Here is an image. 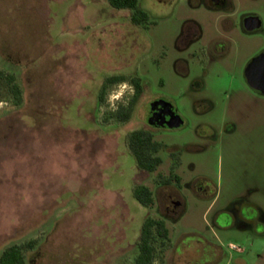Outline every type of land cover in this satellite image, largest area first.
<instances>
[{
    "label": "rangeland",
    "instance_id": "1",
    "mask_svg": "<svg viewBox=\"0 0 264 264\" xmlns=\"http://www.w3.org/2000/svg\"><path fill=\"white\" fill-rule=\"evenodd\" d=\"M232 1L234 18L264 16V0ZM138 3L149 18L136 26L129 10L107 0H0V253L34 241L25 264H135L149 216L165 220L169 230L168 240H155L152 264H264V235L213 224L235 201L253 204L264 220V97L239 76L233 89L226 87L230 79L203 74L187 57L203 39L183 55L187 74L171 69L184 21L208 34L213 15L203 0ZM162 47L167 56L158 70ZM113 75L127 80L109 84L100 102ZM135 77L144 91L121 122L113 113L129 106ZM156 97L169 99L182 127L147 126ZM228 124L231 133L224 131ZM139 129L164 145L151 173L137 169L128 147L129 134ZM163 179L171 183L164 187ZM194 181L206 190L192 191ZM140 184L152 190V208L135 200ZM169 189L185 203L173 215L166 212ZM207 241L223 252L214 262L203 248Z\"/></svg>",
    "mask_w": 264,
    "mask_h": 264
},
{
    "label": "flooded vegetation",
    "instance_id": "2",
    "mask_svg": "<svg viewBox=\"0 0 264 264\" xmlns=\"http://www.w3.org/2000/svg\"><path fill=\"white\" fill-rule=\"evenodd\" d=\"M190 2L188 1V3ZM203 3L205 8L210 11L209 13L213 15L210 22H208V34L205 35V31L195 21H184L173 40L172 48L180 56L172 60L171 69L181 75L187 74L189 64L187 57H192L197 60L198 67L201 68L203 74H216L215 80L217 81L223 78L230 79V86L226 87L233 89L239 87L238 85H232L236 76H239L242 78V84L245 88L264 97V86L258 84L257 80L264 81V16L257 12H247L243 13L240 18H234L235 8L232 0H203ZM201 39L204 40L203 45L184 57L185 51ZM241 54L245 58L243 62H241ZM166 56V52L162 47L159 59L156 61L158 70L163 67V59ZM137 78L141 86L140 97L144 91L145 83L140 77ZM158 85L164 87V81L159 79ZM132 87L134 91L131 101L136 94L133 85ZM258 88L262 89L259 90ZM152 103H154L153 109L151 108ZM176 115L181 118L169 99L156 97L148 103L145 123L154 130L161 128L176 129L184 125V120L181 118L183 123L179 127H172ZM150 116L153 119V125L148 123ZM228 126L224 129L225 133L233 132L234 127L230 124ZM193 183L196 184L192 191L206 190L200 181H194ZM162 184L164 187L168 185L166 183ZM167 194L169 200L166 212L169 215L177 214L182 206V199L173 190H167ZM252 210H254V213L250 212ZM213 224L220 230L235 226L238 229L254 231L259 236L264 235L262 216L256 211L253 204L244 201H235L230 208L219 211L213 218ZM203 248L210 262H214L219 254H223L222 251H219L218 246L212 242H205ZM237 250L239 253L242 252L239 249Z\"/></svg>",
    "mask_w": 264,
    "mask_h": 264
},
{
    "label": "trees",
    "instance_id": "3",
    "mask_svg": "<svg viewBox=\"0 0 264 264\" xmlns=\"http://www.w3.org/2000/svg\"><path fill=\"white\" fill-rule=\"evenodd\" d=\"M108 5L116 10H129L130 22L133 25H140L142 22L148 20L147 13L139 7L138 0H107ZM127 78L123 75H116L107 77L99 95V101H103V95L106 87L109 84L123 82ZM131 84L136 90L135 97L130 102L127 109H120L118 113H113V116L121 121H127L130 118L133 105L138 99L141 92V86L139 85V79L137 77L130 79ZM12 92L20 99V90L17 85L11 86ZM128 147L135 157L137 169L147 173L153 172L157 166L162 163L159 156L155 154L164 147L163 144L153 140V136L144 130H135L129 134ZM174 182L179 184L180 178L173 176ZM162 183L170 184V179L162 180ZM135 200L145 208H152L155 202L154 194L152 190L144 185H137L133 190ZM169 239V230L166 224L161 219H154L152 217H146L141 227L139 237L137 240V254L134 258L135 264H152L154 260L155 240ZM35 246L34 241L26 243H12L6 246L0 253V264H25L24 251L31 250Z\"/></svg>",
    "mask_w": 264,
    "mask_h": 264
},
{
    "label": "water",
    "instance_id": "4",
    "mask_svg": "<svg viewBox=\"0 0 264 264\" xmlns=\"http://www.w3.org/2000/svg\"><path fill=\"white\" fill-rule=\"evenodd\" d=\"M257 80H258V84H261V86H264V81H261L260 79H257ZM258 89L260 90L262 88H258ZM263 94H264V92H263ZM151 108L152 109L154 108V103L151 104ZM148 123L151 125L154 124L151 116L148 118ZM182 123H183L182 119L178 115H176V119H175V122L173 123L174 125H172V127H174V128L179 127Z\"/></svg>",
    "mask_w": 264,
    "mask_h": 264
},
{
    "label": "crops",
    "instance_id": "5",
    "mask_svg": "<svg viewBox=\"0 0 264 264\" xmlns=\"http://www.w3.org/2000/svg\"><path fill=\"white\" fill-rule=\"evenodd\" d=\"M202 186V185H201ZM188 187V186H187ZM204 187V186H203ZM188 189H192V188H189L188 187ZM200 191V190H199ZM183 209H185V203H183L182 202V206H181V208L179 209V212L181 211V210H183ZM178 213V212H177ZM163 220V219H162ZM164 222H165V220H163ZM166 224V227H167V223H165ZM168 228V227H167Z\"/></svg>",
    "mask_w": 264,
    "mask_h": 264
}]
</instances>
